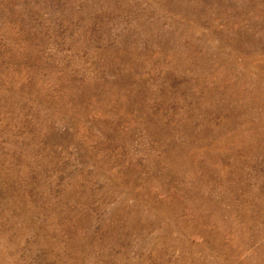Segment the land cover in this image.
<instances>
[{"label": "rangeland", "instance_id": "374dc122", "mask_svg": "<svg viewBox=\"0 0 264 264\" xmlns=\"http://www.w3.org/2000/svg\"><path fill=\"white\" fill-rule=\"evenodd\" d=\"M0 264H264V0H0Z\"/></svg>", "mask_w": 264, "mask_h": 264}]
</instances>
